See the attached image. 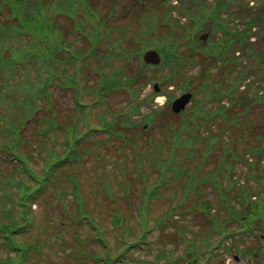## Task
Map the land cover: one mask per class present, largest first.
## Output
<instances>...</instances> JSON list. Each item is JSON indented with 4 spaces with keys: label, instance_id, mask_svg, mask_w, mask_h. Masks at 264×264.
I'll use <instances>...</instances> for the list:
<instances>
[{
    "label": "rangeland",
    "instance_id": "374dc122",
    "mask_svg": "<svg viewBox=\"0 0 264 264\" xmlns=\"http://www.w3.org/2000/svg\"><path fill=\"white\" fill-rule=\"evenodd\" d=\"M30 2L32 1H40V0H29ZM43 2H46L47 0H41ZM66 2L73 3L74 0H65ZM117 1V2H116ZM246 1V0H245ZM251 1V0H250ZM103 0H90L89 4L91 7H100L102 5ZM135 0H105L104 4L101 7L102 13H104L106 19H107V24L108 25H123L122 28H128V36L130 37L131 35L133 36V30L138 31L139 33H143V31H148V34L144 35V38H150L152 35H155V41H158L159 37L167 31L166 26H159V22L155 27V31L152 30V28L147 29L144 27L140 20H138L137 13H133V16H131V19L129 21L124 18L127 15L121 14L120 13L123 10H127L128 13L130 12L129 4H134ZM262 3H264V0H254V4L250 2L253 5V7L257 8V13H262L263 6ZM55 4H59V1H55ZM260 5V6H259ZM4 10L0 13V22L2 23H12L14 22V19L11 18L10 11L8 9L7 5H4ZM2 4L0 3V9L2 8ZM161 7H165L163 4H161ZM163 12H158L156 9L152 12V15L156 18L157 16H160V14ZM114 14H119V15H114ZM93 17L99 18L100 13L98 11H95L91 14ZM166 21V19H164ZM56 24L60 28L61 33L65 34V39L70 41V38L72 37L71 31L73 29V24H72V19L69 18V21H64V18L61 17L60 15L56 16ZM184 23L182 24L183 27H185L186 24H189V22H185L186 20H182ZM260 23L264 27V21H260ZM132 25V27H130ZM148 26V24H147ZM230 26V25H229ZM195 29V28H194ZM77 32H74L73 34L75 35V39H78L77 37ZM201 32L199 30L193 31L191 34V41H189L190 45L185 52H188L189 55L191 56V61L187 60L186 57L183 59V61H186V74L191 77L195 78V75L198 74L200 71L202 72V78L208 77L210 81L212 82V85L214 87H218L221 89L222 95L225 94L223 92V88L221 87V80L224 79V84L226 86V92L229 91L230 85L228 83L233 82L234 79L238 76V72L232 68L234 65L226 66L227 64L221 63L218 67H212L216 60H214L213 57H210L204 49H202L201 46H195L196 40H198V36ZM259 40L256 41L253 44V47L255 48V56H238V58H231L229 63L232 64H237V63H242L244 68L247 69L249 72V78L251 80V75L255 76L256 79H254V83L262 82V70L257 71V68L264 67V60L262 57L259 55L264 48V31L259 32ZM131 36V38H132ZM218 37H221L220 33ZM131 38L128 41L131 43ZM79 40V39H78ZM80 41V40H79ZM203 45V44H201ZM88 50H85L87 52ZM102 52V51H101ZM100 52V53H101ZM238 55V54H237ZM119 62V61H118ZM129 62H133L134 64H137V62L133 61V58L129 60ZM86 65V64H85ZM78 68H81L79 65H77L75 69V73L69 72V75L71 74H76L79 78V85L80 86H86L88 89L91 87L94 89V86L97 84L98 78L100 74L96 73V71L100 72L102 71L103 73L108 72L106 68H102L101 70H96V66L93 64L90 68L85 67L83 73L81 71L77 70ZM239 68H242L241 65L239 64ZM219 69V70H218ZM77 70V71H76ZM257 71L258 74H255ZM172 72L171 68L169 66H164L163 68L159 69L157 71V75L161 78H168L169 74ZM22 73V74H20ZM18 72V74L15 76L21 79L23 82L24 76H22L23 72ZM264 73V72H263ZM251 74V75H250ZM29 73L26 75L28 77ZM64 75V74H63ZM99 75V76H98ZM22 76V77H21ZM36 74L34 71L31 72L30 78L34 79ZM62 76V75H61ZM69 77H64L63 80L68 79ZM56 79H60V75ZM11 80V79H9ZM13 80V78H12ZM59 80L51 83L48 88L49 92V101H41L43 105H46L47 107L52 106L56 111V119L60 121L61 123H64L65 120H63L65 113H70L72 111L73 107V98L71 97V90L70 88H62L59 85ZM184 80V79H183ZM183 80L179 79L178 81L181 82L180 85L175 84V86H169L167 88V92L172 93L173 95H179L181 91L183 90L182 83ZM223 81V80H222ZM258 81V82H257ZM228 82V83H227ZM16 83V84H15ZM15 83L13 84V88L17 89L19 88L18 86L20 85L17 79L15 80ZM213 83H217L213 84ZM191 92L194 94L193 99L191 100V103L187 106V109L185 112L181 113V115L178 116H173L170 112H161L159 115V118L155 119V121L152 124V127L150 128L149 131L154 133V138H159L163 140L164 142H167V145H163L161 148V156L164 155H169V145H168V140H171V137L169 135L171 129L175 130H180L181 131V138L186 137L185 136V130H184V125L181 123V117H188L190 114H195L197 112H200L201 110H204V112L209 111L212 109L211 105L214 102L215 95L212 96V100L207 101V97L205 96V92L201 88V78L200 80H197L195 82L194 80L191 82ZM259 85V84H258ZM262 87L264 88V82L262 84ZM18 90V89H17ZM14 93V91L12 92ZM152 93V88L151 85L148 84L147 87L144 89L143 94H150ZM83 100L86 99H91L92 96L87 92L84 91L82 93ZM126 94L121 93L118 95H113L109 96L107 93L104 94L102 99H106L107 103L110 107L111 110H123V111H128L130 107H128V100L126 101ZM76 95H75V102H76ZM165 101V98H161V100H155L154 105H162ZM150 103V102H149ZM4 104L0 105V114H3L5 108L3 106ZM107 108L104 103H99L98 105L95 106L94 111H93V118H92V123H97V115L100 113H106ZM187 112V113H186ZM240 112L238 108H235L234 113ZM12 113V112H11ZM9 115V114H8ZM233 116L235 114H232ZM243 116L241 117V121L239 124V130H237L234 135L230 138L229 132H224V135L228 137V144L227 147L231 149L232 151L236 152V154L240 155L247 149H251L255 146H260L262 147V155H260L261 160H260V166H257L260 168V171H257V174L254 176V169L249 168L246 164H240L237 165L232 169L234 172H240V183L244 182L246 189L250 188L255 191L260 190L263 191L264 188V143H263V134H264V106L262 103H257L249 107L248 112L245 114H242ZM45 116L48 118L50 117V114L46 113ZM71 116V115H70ZM181 116V117H180ZM230 117L229 119H234ZM11 121L14 122L15 118L10 114L8 116ZM215 121H222L220 117L215 119ZM247 121H250L249 124L251 127H248V124H246ZM206 122V121H205ZM201 122L202 125L200 126V133L195 137V142L194 146L198 147L200 150L198 151V154L200 151L204 150L206 147V143L203 142L205 136H204V130L203 126L204 124H207V126L212 129L215 125L214 128H216L217 132H220L219 127L216 125V122H209L205 123ZM237 122V120H236ZM34 125H31L30 128L24 132V138L27 139L28 141V146L24 150H22V147L20 148L21 153H31L33 155V158L31 159V164L35 168L39 169L42 166V157L35 158L38 152H42L45 154L47 150H60L62 147L59 143L62 142V137L60 133H50L48 135H43L41 133H36L33 132L32 127ZM212 126V127H211ZM3 123L0 121V129H2ZM192 128V135H196V128L194 127V124H191ZM262 129V130H261ZM138 132V131H137ZM136 132V133H137ZM216 134V133H215ZM97 139H104L105 136L102 135V133H97L95 134ZM169 135V136H168ZM137 137L136 134H132V138ZM260 136V139L258 140L257 137ZM1 138H5V133L0 135ZM144 141H141L140 151L143 152L145 149V146H143ZM0 153H3L6 146L3 142L0 141ZM186 149H177L175 156L179 157V153L184 152ZM219 149H215L216 153ZM133 156L130 154V152L124 151L123 154L115 153L114 154V159H110V161H105L101 167L106 168L111 172H106V180H100L102 179L101 176V171L99 172V175L97 174V171H94L96 166V162H89L88 165L79 167L77 170L78 172V180H79V194H82L83 200L85 205L88 207V209L93 211L97 216L101 217L105 227H106V217L108 208H116L117 210L121 209L124 211L125 216L129 214V207H128V201L127 198L130 195L131 197L139 198V195H137L139 192L136 190L137 189V184L139 183L140 179L136 177L138 175V172L131 177V174H129L131 168L133 167V164H130L131 161H133ZM181 161L184 162V165H181L184 169H186L188 166H190V163H196L198 162L197 156H195L193 159L188 161V159L181 157L179 158ZM124 162H128L127 164H124ZM143 162H148V161H143ZM152 163V162H151ZM124 167L126 169V173L129 174L128 181H126V178L124 175L120 174L119 168ZM148 165L144 163L142 165V168L144 171H147ZM19 168V165L16 163L9 162L7 160H4L0 158V174L2 175H14L15 169ZM98 168V167H97ZM202 173L205 172V170L201 171ZM259 172L261 174H259ZM113 176H119V181L120 182H127L128 184V189L130 191V194L128 196H125V193L121 189L120 185L117 182H109L108 179H114L112 177H109L110 175ZM99 180V181H98ZM155 180V176H150L149 177V183ZM98 181V184H97ZM107 184L108 187H111L110 190V196L104 198L99 192L100 185L101 184ZM179 180H170L167 181L165 184L168 186L162 190V193L158 198H154L151 201V207H152V214L154 217L163 215V213L173 206L175 204V200L180 198V195H178L176 198H174V201L170 200L171 195L174 192H170L169 189L173 188H178L179 187ZM64 185V184H62ZM65 188L67 190H70V186L66 182ZM241 189V186H239V190ZM50 193L53 195L54 185L49 186ZM112 191V192H111ZM207 193V192H205ZM208 193H211L208 192ZM207 193V194H208ZM263 193V192H262ZM1 194V191H0ZM207 194L205 195L207 198ZM215 194L211 195L210 198L214 199L215 202L213 204V207H217L216 200L220 199L219 197L214 196ZM70 197V196H69ZM68 197L67 200H61L55 199L53 201V205H45L44 203L38 208V213L35 215V224L34 228L30 231L29 234L24 235L18 234V238L25 240L26 242H33V240L36 238L40 242L46 241L47 243H52L51 246H45L43 248L42 252H39L38 250L33 251L28 258V264H93L91 261V258L87 255L85 256H78V251L80 249L79 242L75 241L74 237L75 236H80L84 238L86 235L89 234V228L88 226L83 223L80 226H73V217L75 216L76 218V210H74V207H72V202L71 199ZM109 198H115L117 202L113 199ZM124 198V199H123ZM138 199V200H139ZM213 200V201H214ZM100 202H105L103 204V207L101 210H98L97 204ZM133 202V201H132ZM226 202L228 203L229 206L234 207L240 213L243 215L244 213L247 212V209L245 208V204L243 206V201H232L231 199H228L226 197ZM109 206V207H108ZM68 207H69V212H68ZM264 213V207L261 211ZM186 214L189 215H194L190 211H186ZM211 214H214L211 212ZM199 216V222L191 223L189 222V228L191 230H199L202 222H204V219L201 217V215L196 214ZM127 217V216H126ZM49 218L48 221V226L50 227L47 233L41 234L39 231V225H43L46 223L45 219ZM221 219V218H220ZM60 220L65 221L67 223L66 227H61L60 226ZM179 222L182 223H187L188 219L187 216H184L182 219L179 220ZM108 224V222H107ZM208 224L204 226L207 227ZM235 230L239 227V225H233ZM165 231L163 233L160 232V229H154L153 232L150 235L151 239V244L150 246L146 247V251L141 252V251H135L134 260L129 259L127 260L126 264H144L143 262L145 260L149 261L154 258V253L155 251H165L169 254L170 259L169 261L172 264H187L190 255H185L186 251V246H187V241H182L181 240V235H177L176 231L174 228L168 224V226L164 227ZM259 230L256 231L253 235V237L248 236V234L242 235L239 239H236L235 242L229 240L230 237L225 233L221 232L218 234L216 231H212V236L210 237L209 242L211 245L209 247L201 246L202 249L204 250V255H202L201 258V263L204 264L205 259L207 258L208 261L211 264H262L264 263V228L263 225L260 223L258 225ZM203 233L205 234L204 230H202ZM81 234V235H80ZM111 232L109 233V235ZM176 234V235H175ZM224 235V236H223ZM186 236L190 237V233H186ZM32 239V240H31ZM198 241V240H197ZM209 243V244H210ZM86 246V245H85ZM91 246V247H90ZM149 247L153 249L154 251H150ZM213 247H215L213 249ZM95 250L99 251V246L91 244L88 245V250L89 252ZM254 249V250H253ZM213 253H212V251ZM87 252V250H85ZM75 252V256H69V253ZM258 252H262L261 255H254L255 253L257 254ZM209 253V258L206 254ZM212 253V254H211ZM235 253V254H234ZM8 254H13L9 253L4 246L0 245V257L4 258ZM161 259H165V256H161ZM160 259V260H161ZM224 259V262H223ZM139 262V263H138ZM120 264V263H116ZM161 264H164L162 262Z\"/></svg>",
    "mask_w": 264,
    "mask_h": 264
},
{
    "label": "trees",
    "instance_id": "16d2710c",
    "mask_svg": "<svg viewBox=\"0 0 264 264\" xmlns=\"http://www.w3.org/2000/svg\"><path fill=\"white\" fill-rule=\"evenodd\" d=\"M18 2L19 1L16 3ZM12 9H14V7ZM243 10L248 9L243 8L242 5L239 4L238 12ZM247 15L248 14H245L244 17L243 14H240L239 18L241 22L246 20L244 28L238 34L240 35L239 39H241L242 44H245L248 36L252 33L251 29L254 27L257 20L255 16L253 18H248ZM35 21L36 20H33L32 22ZM21 28L28 34L30 32H35L39 38L43 37L41 24L38 22L34 26L27 23L22 24ZM34 28L36 30H34ZM13 31L14 29L5 25L0 26V46L3 45V49H5L4 44L5 46H8V51L5 49L8 57L6 60L0 59V63H2V66L0 67V77L2 80V82H0V105L4 104L8 100L12 108L17 109L13 110L14 118L17 119V121H7L3 127V130L7 133V135L5 138L0 139V141L5 144L6 148L3 153H0V158L5 160L17 159L16 161L21 165L19 169L24 176L5 177L4 183L0 184V187L4 188L3 206L0 209V212L6 217V221L0 223V232L4 235L6 244L13 245L15 243V234L23 231L30 222L31 217L29 213L32 210L31 206L33 204L40 205L42 202L46 205H53V201L55 200L54 198H60L63 200L67 198L68 194H71V199H73L77 206L78 219H85L87 222L91 223V229L94 231V235L91 240L99 241L98 244L102 248L101 254L97 252L92 253L94 261L98 264H114L115 262H124L129 256L130 251L133 249L138 250L137 248L140 247V244L145 242L147 220L145 218H141L138 221L140 231L137 233L136 227L125 225L120 217L113 215L112 221L115 226H113L114 231H111L114 239V242L112 243L105 235L107 234V231L102 230V225H97L94 220L89 217L86 208L80 201L76 166L86 165V160L89 158L102 160V151L107 147L111 146V148L116 151V147L118 145L121 144L122 146H125V143L127 142L126 140L129 138V133L132 134L133 132L138 131L139 137L148 135L149 129L152 127L153 122L157 119L161 111L160 109H154L151 106H146V112L141 113V107L145 106L142 103H147L148 99H141L140 95L147 82L155 76L153 74L150 75L149 72H147L148 68L145 65L140 64L137 69L131 67L126 71L124 66H122L118 71L111 73L110 76L104 80V88L109 93H115V95H118L121 94L117 93L119 91L125 92L127 96L126 98L129 101L128 107H130L128 111L111 110L105 99L100 102H96L93 99L89 101L78 100V102L74 105L72 112L66 115L67 118L64 124H61L56 119L45 121L47 118H42L40 121L37 120V117L38 115H43V112L45 113L46 111H50L53 115H55L54 109L46 108L45 110H40L39 107L40 99L45 97L46 94V84L33 88V90H27L24 86L22 88V92L18 93V95H21L22 98L6 93V90L9 87L8 79L13 78L18 72H20H17V67L19 64L23 63L24 58L27 55L26 50L16 47L11 43ZM172 42L175 43V40L173 39ZM68 47L69 46H65L66 49ZM56 50L59 51L58 48H56ZM65 51L70 52V50ZM166 53L169 54V57H163L166 63L172 64L177 61L181 62V55H183V53H179L178 51L174 52L171 49L170 51H166ZM137 54L138 50L133 49L130 50V52H124L123 55L125 59H129L132 55ZM71 58L75 60V56L73 57V55H71ZM40 60L43 62L44 55H41ZM180 64L183 65V62ZM180 67L182 66H179L178 68ZM187 82L189 81H186V83ZM61 85H72V89L75 88V82L74 84H70L62 81ZM252 86H254L255 91H258L259 86H255L253 83ZM248 88L250 89L249 84ZM10 90L11 89L8 88V91ZM260 100L264 101V95ZM260 100L254 98V103L260 102ZM102 102L106 105L107 111L106 113L98 114L97 123H92L94 108ZM6 108H9L8 105H6ZM34 121H36L34 126L37 125L38 127V129L35 128L36 133L45 132V134H48L49 132L55 130L62 132V136L64 138L61 143L62 147L60 150L47 151L45 154L42 152L38 153V157H42V166L39 169H35L30 165V160L32 159L31 154H22L20 152V148L27 145L24 141V132H26L30 126L33 125L32 123ZM43 121L45 123H42ZM187 122L186 118L181 119L182 124ZM179 132L180 130H170L172 140L177 145L187 148L188 138L180 141ZM97 133H102L105 138L97 139L98 136L95 135ZM147 141L148 142L145 143V146L148 147L146 149L147 154L144 155L147 158H150L153 154L152 148L162 146L163 143H161V141L163 140L154 138L153 135H150ZM133 144H135L133 150L136 154H138L137 143ZM158 153L159 151L154 153V156H157ZM106 158L110 159L109 156ZM138 158L139 160L142 158L141 153L138 155ZM135 162L136 158L134 159L133 164ZM173 162L174 159L171 155H169L165 160H156V163L160 165V167L157 168V171L161 182L164 181L168 169H171L178 176L182 174V169L177 170L176 166L172 165ZM55 179L60 180L58 184L61 185L65 184L67 180L70 190L66 191L65 188L57 187L55 189V197H53L47 188ZM158 189L159 185L156 183L148 184L147 182H143L140 193L143 196L153 195L156 194ZM189 189L190 185H185L183 189V191H185L184 195H188L194 202L196 194L186 193ZM178 207L179 205L176 206V208ZM15 216L19 217L21 222L15 220ZM234 218L236 219V214L234 215ZM46 221L48 222L49 218H46ZM176 223H179V221L176 220L173 225L175 226ZM13 248H15V245ZM81 253H83L82 250ZM158 253L160 252L158 251ZM189 253L191 254L190 251ZM24 256L20 257L17 255L15 260L10 257H0V264H25ZM168 256L169 254L166 255V259ZM192 257L193 260L190 263L194 264L193 261L197 258V254H192ZM152 264H156L155 259L152 260ZM164 264H171V262H167L165 260Z\"/></svg>",
    "mask_w": 264,
    "mask_h": 264
},
{
    "label": "water",
    "instance_id": "95a60500",
    "mask_svg": "<svg viewBox=\"0 0 264 264\" xmlns=\"http://www.w3.org/2000/svg\"><path fill=\"white\" fill-rule=\"evenodd\" d=\"M145 60L147 62L157 63L158 62V57H157L155 52H148L145 55ZM155 88H156V86H155ZM189 98H190V95L189 94H185V95L181 96L180 98H178L177 100H175L173 102V110L178 112L181 109H183L185 104L188 102Z\"/></svg>",
    "mask_w": 264,
    "mask_h": 264
}]
</instances>
